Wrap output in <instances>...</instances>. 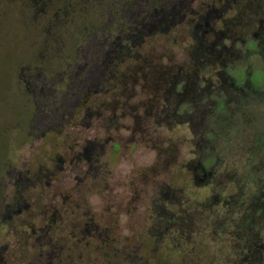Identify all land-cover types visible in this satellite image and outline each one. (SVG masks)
<instances>
[{
  "label": "rangeland",
  "instance_id": "obj_1",
  "mask_svg": "<svg viewBox=\"0 0 264 264\" xmlns=\"http://www.w3.org/2000/svg\"><path fill=\"white\" fill-rule=\"evenodd\" d=\"M234 1L0 0V264H264V0Z\"/></svg>",
  "mask_w": 264,
  "mask_h": 264
},
{
  "label": "flooded vegetation",
  "instance_id": "obj_2",
  "mask_svg": "<svg viewBox=\"0 0 264 264\" xmlns=\"http://www.w3.org/2000/svg\"><path fill=\"white\" fill-rule=\"evenodd\" d=\"M234 5L235 6H240V2L238 0H235L234 1ZM134 46V44L132 45ZM115 151H118L119 149V146L115 145ZM69 149L71 150V152L73 151L72 147H69ZM72 196H70L71 198ZM54 198H58L56 195ZM70 198H66L65 197V200L63 202H60L59 200L57 202H52V206L49 207V212H47V214L45 215L46 217L43 219L44 221H47V222H43L42 224H45L47 223L46 226L49 227V230L52 231V229L56 230L58 228H60L59 224L62 222V218H63V215H64V212L69 209H71V204H72V201H70L68 203V200H70ZM68 199V200H67ZM64 211V212H63ZM41 224V225H42ZM37 234V231H35V235ZM36 239L34 240H30L28 241V243H34ZM71 240V239H70ZM69 239L67 240H64L63 242H68L70 241ZM27 244V245H29ZM34 244H32V247ZM66 244H64L65 246ZM82 257V255H80V258Z\"/></svg>",
  "mask_w": 264,
  "mask_h": 264
}]
</instances>
